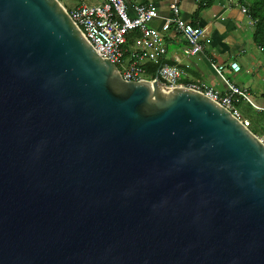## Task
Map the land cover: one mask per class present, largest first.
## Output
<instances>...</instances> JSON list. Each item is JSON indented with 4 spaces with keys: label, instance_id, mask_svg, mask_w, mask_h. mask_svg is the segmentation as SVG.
Instances as JSON below:
<instances>
[{
    "label": "water",
    "instance_id": "obj_1",
    "mask_svg": "<svg viewBox=\"0 0 264 264\" xmlns=\"http://www.w3.org/2000/svg\"><path fill=\"white\" fill-rule=\"evenodd\" d=\"M0 264H264V142L123 79L58 0H0Z\"/></svg>",
    "mask_w": 264,
    "mask_h": 264
},
{
    "label": "built area",
    "instance_id": "obj_2",
    "mask_svg": "<svg viewBox=\"0 0 264 264\" xmlns=\"http://www.w3.org/2000/svg\"><path fill=\"white\" fill-rule=\"evenodd\" d=\"M58 1L67 10L70 18L95 52L106 55L107 59L115 64L123 79L152 80L147 77L144 65L147 62L162 60L166 53L163 36L150 25L152 19L158 17L152 4L141 3L139 0H99L96 4L82 1L68 10L60 0ZM240 10L253 24L254 21L250 18L247 9L241 6ZM172 27L185 42L181 49L183 57L196 56L209 49L204 29L181 17L178 0L170 4L169 14L162 21L164 31H169ZM135 32L138 35L132 45L125 47L127 36ZM179 63V58L175 57L173 64L164 63L158 68V80L164 86L184 87L201 92L226 108L248 128L250 122L242 117L236 103L244 101L257 110H264L253 103L245 89L237 86L224 75V64L209 60L210 68L225 87L221 89L209 87L199 80L188 81L186 71ZM228 67L234 73L240 72V66L236 61H231Z\"/></svg>",
    "mask_w": 264,
    "mask_h": 264
},
{
    "label": "crops",
    "instance_id": "obj_3",
    "mask_svg": "<svg viewBox=\"0 0 264 264\" xmlns=\"http://www.w3.org/2000/svg\"><path fill=\"white\" fill-rule=\"evenodd\" d=\"M85 0H77L81 2ZM174 0H139L141 3L152 4L158 17L152 19L150 25L163 36L166 53L163 61L173 64L175 57L180 60V67L185 69L188 81L197 80L209 87L224 89L221 81L213 78L209 60L225 65V71L231 72L233 82L245 89L253 103L264 106V99L256 100L264 85V61L261 50L251 39L253 25L248 16L241 12L238 0H178L181 17L204 29L209 49L192 57H183L181 49L185 42L173 27L169 31L162 29V21L169 14V6ZM132 14V12H131ZM236 61L240 72L234 73L228 67ZM205 65V68H203ZM208 77H205V72ZM212 74V75H211ZM236 78V80H235ZM229 79V78H228ZM205 80H208L206 82ZM257 102V103H256Z\"/></svg>",
    "mask_w": 264,
    "mask_h": 264
},
{
    "label": "trees",
    "instance_id": "obj_4",
    "mask_svg": "<svg viewBox=\"0 0 264 264\" xmlns=\"http://www.w3.org/2000/svg\"><path fill=\"white\" fill-rule=\"evenodd\" d=\"M211 2V0H209ZM240 5L247 9L250 18L254 21L251 39L255 45L261 50L264 55V0H238ZM82 2V1H81ZM79 3V2H77ZM76 3V4H77ZM138 33H131L127 36V44L125 47H130L134 38ZM171 64L163 60L157 62H147L144 65L146 75L149 79H153L161 64ZM264 99V92L261 94ZM238 109H241L242 116L249 119L250 131L257 137H264V110L257 111L247 102L239 101L236 103Z\"/></svg>",
    "mask_w": 264,
    "mask_h": 264
},
{
    "label": "rangeland",
    "instance_id": "obj_5",
    "mask_svg": "<svg viewBox=\"0 0 264 264\" xmlns=\"http://www.w3.org/2000/svg\"><path fill=\"white\" fill-rule=\"evenodd\" d=\"M64 5H65V7L69 10L74 4H76L77 3V0H60ZM86 2H88V3H92V4H96L99 0H85ZM261 55H262V59H263V61H264V55L262 54V52H261ZM203 68H205V65H203ZM212 75V74H211ZM224 75L227 77V78H229V80H231V79H233V74L231 73V72H228V71H225L224 72ZM205 77H208V72L206 71L205 72ZM213 78L216 80V81H220L219 80V78L215 75H213ZM231 78V79H230ZM235 80H236V78H235ZM206 82H208V80H205ZM232 82H233V80H231ZM234 83V82H233ZM261 88H262V90L259 92V94H258V96L256 97V100H258L259 102H261L260 100H263V98L261 97V94L264 92V85H262L261 86ZM257 103V102H256ZM255 104V103H254ZM255 105H257V104H255ZM257 107H260V108H262V109H264V106H259V105H257ZM255 109V108H254ZM239 111H240V113H241V115H242V111H241V109H238ZM257 110V109H256ZM257 111H259V110H257ZM243 117V116H242ZM248 121H249V119H248ZM250 122V121H249ZM263 142H264V137L263 136H261V137H259Z\"/></svg>",
    "mask_w": 264,
    "mask_h": 264
}]
</instances>
